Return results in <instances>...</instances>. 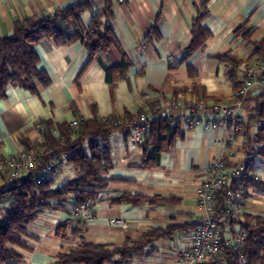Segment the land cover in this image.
<instances>
[{"label":"crops","instance_id":"crops-1","mask_svg":"<svg viewBox=\"0 0 264 264\" xmlns=\"http://www.w3.org/2000/svg\"><path fill=\"white\" fill-rule=\"evenodd\" d=\"M84 1L0 0V41L13 34L18 21L45 17ZM88 2L81 13L83 25L91 26L94 15L99 14L100 26L112 29L117 44L90 59L79 40L68 45L53 39L41 41L36 46L38 69L46 73L50 83L38 84L35 93L9 86L0 98V155L13 156L26 151L29 144L41 143L35 131L38 121L70 124L77 117L133 121L156 102H231L236 87L220 57L231 56L245 63L254 58L257 45L264 42V0H112L110 17L105 14L106 0ZM200 11L207 12L201 24L210 37L187 57L193 22ZM238 74L241 76L240 71ZM257 106H264V93L259 88L248 95L241 110L246 124ZM262 124L260 121L250 126L252 139H256ZM178 125L181 130L169 135V143L148 165L144 148L132 143L124 131L116 130L109 139L111 168L105 190L113 195L111 199L127 194L158 202L136 206L113 204L109 199L97 203L95 220L79 226L77 234H71L65 242L59 240L56 230L74 221L71 211L63 206L48 209L29 226L30 236L25 239L28 247L18 249L23 259L15 264H55L59 253L82 240L119 247L152 229L167 233L130 264L178 263L181 253L190 248L193 229L202 216L197 207L199 189L208 168L224 152L227 161L238 164L249 150L246 130L234 135L225 146L230 136L223 123L212 131L201 127L188 131ZM63 169L74 178L78 176L71 165L65 164L60 173ZM251 169L261 180L248 185L246 207L239 221L247 216L264 219V158L256 157ZM116 218L123 219L127 227L109 223ZM238 222L225 234L228 241L240 230Z\"/></svg>","mask_w":264,"mask_h":264},{"label":"trees","instance_id":"trees-1","mask_svg":"<svg viewBox=\"0 0 264 264\" xmlns=\"http://www.w3.org/2000/svg\"><path fill=\"white\" fill-rule=\"evenodd\" d=\"M106 1L108 7L105 14L110 17L112 0ZM88 6L89 2L85 0L45 17H29L15 23L13 34L0 41V98L6 95L9 86L24 87L35 93L38 84L47 86L50 83L46 73L38 69L39 57L36 46L43 40L53 39L60 45H68L79 40L86 46L90 59L107 52L117 44L112 29L100 26L99 14L94 15L91 26L87 28L83 25L81 13ZM206 14L207 12L200 11L193 22L192 39L186 48L187 57L202 48L210 37V32L201 24ZM248 36L249 34H246V37ZM256 59L264 60V42L257 45L254 58L247 62ZM220 60L229 67V76L236 87L235 94L241 86L238 71L243 62L226 55L221 56ZM259 89L264 93V89ZM109 118L110 121L105 122L103 118L85 120L77 117L79 121L77 128L72 127L71 123L42 121L46 125V131L41 136L43 141L31 146L29 144L26 149V151L42 149L35 169L19 179L22 183L20 188L1 191L0 264H15L22 261L23 255L18 249L28 247L25 239L30 236L29 226L40 214L53 207L63 206L69 198H74L78 202L95 199L99 191L106 189L109 183L106 176L111 168L108 144L110 136L117 130L112 125V120L116 118ZM260 121L264 122V106L255 108V114L247 124L243 119L242 129L237 134L246 130V136L249 137L248 154L254 153L256 157L264 158V124L258 127L256 139L250 137V126ZM176 129H180V126L172 125L169 120L159 119L153 123L140 146L144 148L146 165L156 161L164 144L169 143L170 140H167L170 138L169 135ZM55 131H58L57 136L54 134ZM257 145L259 147H256ZM62 154H69L66 165H71L78 172V176L64 189L51 187L55 179L41 184L36 183L35 175ZM249 168L251 169L252 165ZM238 184H242L245 189L249 185L238 183L236 180L231 183L232 186ZM224 192L225 190L219 196V206H223ZM111 201L113 204L131 203L139 206L142 202H158V199L126 194ZM243 215L244 213L242 217ZM239 220H236L235 224ZM238 223L240 230L246 233L242 252L248 264H264V219L247 216L244 221L241 219ZM85 225L81 220L74 219L70 224L58 226L56 236L59 240L68 241L71 234H77L79 226ZM164 233L167 232L152 229L141 238L127 240L119 247L97 245L82 240L74 248L59 253L55 264H130L134 259L144 256L148 245L161 238ZM239 256L240 252L236 250L235 245L227 244L223 246V254L218 263L240 264Z\"/></svg>","mask_w":264,"mask_h":264},{"label":"built area","instance_id":"built-area-1","mask_svg":"<svg viewBox=\"0 0 264 264\" xmlns=\"http://www.w3.org/2000/svg\"><path fill=\"white\" fill-rule=\"evenodd\" d=\"M123 3L125 0H118ZM241 73V86L236 91L231 102L207 103L204 101L184 102L182 100L172 101L164 104L156 102L148 106L138 118L133 121L118 118L112 120V125L117 130L124 131L132 143L141 146L145 135L152 128L156 120H169L171 123L181 124L188 131H194L201 127L206 131H212L221 123L229 129L226 142L230 144L232 137L236 135L243 126L241 110L244 107L248 95L257 88L264 89V60L256 59L253 62L242 63L239 67ZM109 117L103 121H110ZM71 126L77 128L79 121L74 120ZM35 131L41 137L46 131V125L42 121L35 123ZM58 135V131L54 133ZM43 141L42 138H40ZM42 149L22 151L13 156L0 157V199L1 191L18 187L19 182L25 174L33 171ZM256 158L250 153L238 163L232 164L226 160L225 152L216 159L208 168L205 181L199 189L198 210L202 216L197 221L191 236V246L181 253L180 261L173 264H219V258L223 254V246L229 241L233 242L237 251L240 252V264H248L243 255L246 233L238 230L234 232L232 239L228 241L226 233H230L236 220H239L246 207V189L242 184L232 186V181L244 184L259 183L261 178L249 167ZM69 154H62L55 158L49 165L35 175L38 184L59 176L61 169L65 166ZM227 187V189H225ZM223 193V206H219V196ZM113 195L102 190L96 194L95 199L82 202L67 201L63 207L71 211L74 219L90 224L96 218L94 206L102 201L109 200ZM111 225L127 227L123 219L116 218L109 221Z\"/></svg>","mask_w":264,"mask_h":264},{"label":"rangeland","instance_id":"rangeland-1","mask_svg":"<svg viewBox=\"0 0 264 264\" xmlns=\"http://www.w3.org/2000/svg\"><path fill=\"white\" fill-rule=\"evenodd\" d=\"M73 178H74V175H71L68 171L63 169L62 173H60L59 176L55 178V181L53 182L51 187L53 189H56V188L64 189L68 181ZM0 212H1V208H0Z\"/></svg>","mask_w":264,"mask_h":264}]
</instances>
